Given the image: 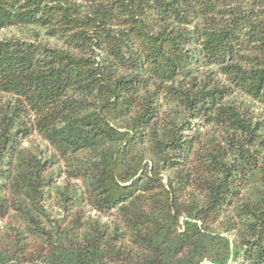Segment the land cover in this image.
<instances>
[{"label": "trees", "instance_id": "1", "mask_svg": "<svg viewBox=\"0 0 264 264\" xmlns=\"http://www.w3.org/2000/svg\"><path fill=\"white\" fill-rule=\"evenodd\" d=\"M0 264H264V0H0Z\"/></svg>", "mask_w": 264, "mask_h": 264}, {"label": "rangeland", "instance_id": "2", "mask_svg": "<svg viewBox=\"0 0 264 264\" xmlns=\"http://www.w3.org/2000/svg\"><path fill=\"white\" fill-rule=\"evenodd\" d=\"M257 112H261V111H257Z\"/></svg>", "mask_w": 264, "mask_h": 264}]
</instances>
